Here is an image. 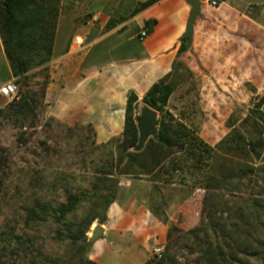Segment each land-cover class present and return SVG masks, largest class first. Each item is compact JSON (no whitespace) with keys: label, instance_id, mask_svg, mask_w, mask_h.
<instances>
[{"label":"trees","instance_id":"1","mask_svg":"<svg viewBox=\"0 0 264 264\" xmlns=\"http://www.w3.org/2000/svg\"><path fill=\"white\" fill-rule=\"evenodd\" d=\"M160 1L138 3L130 18ZM61 8L62 0H0L3 51L10 74L24 89L0 110V119L19 130L16 142L30 147L28 153L33 158L29 165L18 167L0 153V194L12 192L14 200L10 202V217L0 213V264H90L93 243L88 234L95 223L105 225L108 221L121 179L151 183L161 196L160 209L168 225L160 186L204 189L202 217L209 206L212 212H225L231 204L225 195H238L240 200L231 209L233 220L218 221L216 214L210 216L214 222L208 233L212 246L206 248L200 264H225L227 258L235 259L237 248L247 243L240 232L249 226L264 228V95L238 127L211 146L199 129L188 123L187 115H176L170 109L177 86L188 79L198 80L178 60L172 72L154 84L141 102L137 95H130L119 137L98 144L91 124H77L76 130L50 117L40 125L48 81L38 72L53 59ZM156 25L157 20L152 19L144 27L152 33ZM191 50L192 36L185 34L178 57ZM260 66L264 68V62ZM257 77L263 79L264 75L258 73ZM144 105L159 114L158 135L137 151V123ZM37 126L43 134L34 137L26 133ZM248 192L254 195L249 194L245 201L243 195ZM219 230L226 232L224 241L218 239ZM198 232L200 227L185 234L170 224L162 261L150 259L146 264H180L174 257V246L178 245L174 237L194 235L200 241ZM253 234L257 245L263 243L260 233L249 235ZM236 262L242 264L240 260L226 264Z\"/></svg>","mask_w":264,"mask_h":264},{"label":"crops","instance_id":"2","mask_svg":"<svg viewBox=\"0 0 264 264\" xmlns=\"http://www.w3.org/2000/svg\"><path fill=\"white\" fill-rule=\"evenodd\" d=\"M144 1L118 4L131 8L130 17L138 3ZM200 1L192 50L181 57V38L186 34L191 12L185 0H162L125 22L114 26L111 23L103 36L98 35L102 24L99 29L86 25L93 29L84 32L71 18L63 26L59 22L51 62L54 70L46 94L52 116L70 126L91 124L97 143H106L122 134L130 95H137L141 102L154 84L172 72L178 60L195 75L223 66L232 72L234 81L240 82L241 72L247 71L245 86L263 87L264 78L257 74L264 75L260 66L264 62V0H216L218 8L211 6L212 0ZM152 19L157 20V25L150 38L140 43L137 52L129 53L128 41H138L140 29ZM130 23L134 31L125 38L123 33ZM75 36L84 39L82 50L87 51L82 54L71 48ZM105 41L107 46H103ZM107 55L111 59L104 63L102 59ZM6 66L10 72L8 61ZM160 190L170 223L187 229L198 220L201 195L173 185L160 186ZM160 202L161 196L153 191L151 183L121 179L108 221L101 225L103 233L88 256L89 263L146 264L152 258V247L168 236L169 225L164 222Z\"/></svg>","mask_w":264,"mask_h":264},{"label":"rangeland","instance_id":"3","mask_svg":"<svg viewBox=\"0 0 264 264\" xmlns=\"http://www.w3.org/2000/svg\"><path fill=\"white\" fill-rule=\"evenodd\" d=\"M112 1H116L114 2V5L112 4ZM120 1L123 2L128 0H62V11L58 19V23L60 22L61 26H63L66 23L67 19L71 18L77 28H82L84 29V32H88V30L90 28L92 30L93 27H86V21L91 16L98 15L100 17V21L95 24L96 27L94 28L99 29L102 24L103 30L101 32H98V35L103 36L108 31V28L111 27V23L112 26H114L115 24L125 22L130 18L129 12L131 11V8L129 9L128 5L120 7V4H118ZM117 10L119 12H126V14H122L124 17L120 13L116 12ZM253 12L255 11L253 10ZM133 27L134 24L130 23L125 29L123 37L127 38L129 35H131L134 31ZM104 43L107 44H103V46L108 45V41H105ZM141 44L138 41H128L126 48H128L129 53L137 52V50L141 48ZM74 51H78L79 54H82L87 50L81 49V51ZM117 54L119 55L121 53L117 52ZM110 59L111 57L108 58L107 55V57H104L102 60L104 63H107ZM6 61L7 60L0 38V87L10 81H14L17 83V78L13 77L10 74L8 67L6 66ZM51 65L52 64L50 63L44 70L38 72L46 75L48 84L51 82L52 72L54 70ZM223 68V66H219L218 68H216V70L211 72L201 74L197 73L198 75L196 76L198 80H185V82L177 86L170 100V109L172 110V112L176 115H181L182 113H184V115H187L189 118L188 123L193 127L198 128L202 139L211 146L217 145L231 131L238 127L240 123L249 115L250 111L254 108L259 99L264 95V86L256 88L249 87L247 85L245 86V82L243 81L248 77L247 71L241 72L242 81L239 82L234 81V77L230 70L226 71ZM182 74L184 75V73ZM184 76L185 78H187L186 75ZM39 81H43V78L40 77ZM17 85L19 92L20 90H24L22 89L21 84L18 83ZM18 94L15 98L18 97ZM15 98L0 97V110L5 109L6 106ZM41 110L42 112L40 114V125H43L45 120L53 117L51 103H47V101L45 100V103ZM77 124L68 126L79 130ZM87 125L89 124L83 125V127H86ZM18 131L19 130H15L10 124L5 123L0 119V153H4L3 159H10L16 166L24 167L29 165L33 161V158L28 153L30 151L28 150V148L30 147L25 148L22 144H17L16 135ZM26 133L34 135V137L38 136L39 133L43 134L41 127L38 126L35 129H27ZM173 186L193 190V192L201 195L202 207L198 216V220L191 224L187 229L179 228L176 226L177 228L183 230V233L185 234L200 227V232H198V234L201 240L199 241L198 239L194 238V235L185 236V234H177L173 240L175 243H178V245L176 246H174L173 243V246L175 247L174 257L175 260L178 261V263L200 264L203 261V258L201 257L204 251H206V248L212 246V241L208 233L210 234V230L212 229L214 222L211 221L210 216L212 215V213L216 214L218 221L226 218L229 219V217L233 220L235 214L231 212V209L232 206H235L233 205V203L240 200V198L238 195L233 196L227 193L225 195V199L231 204L228 206V208H226L225 212H212V208L209 206V213L207 212V214H203L204 217H202L204 198L206 195L205 190L201 188H193L191 186ZM243 191L246 194V190ZM216 193L221 194L219 192ZM4 194H0V204L4 205L3 208L1 206L0 213H2L4 217H6V215L10 217L12 212V203L10 202L14 201L13 198H11L12 192H8L5 196H1ZM249 194L252 193L248 192L247 195H243L245 201L247 200ZM255 194L257 193L255 192ZM202 218H204L203 223H201ZM170 224L173 223H169V225ZM95 225L99 224L95 223L93 225L90 233L88 234L89 237L91 236ZM263 230V227L256 229L249 226L247 229L241 231V239H246L249 246L247 245V243L244 244V246L239 245L241 247L237 248L238 252L236 258H227L225 264L231 262L235 263V260H240L242 264H264V240L263 243L257 245L256 235H249L251 233L258 232L264 237ZM219 234L220 235H218V239L220 241H224V237L222 236H226V232H221L219 230ZM184 237L189 238L188 242H185ZM158 243V245L162 247L165 252L167 240ZM213 244L216 245L217 241L213 242ZM151 259L154 258L152 257ZM155 261L157 262V260ZM236 264L240 263L236 262Z\"/></svg>","mask_w":264,"mask_h":264},{"label":"water","instance_id":"4","mask_svg":"<svg viewBox=\"0 0 264 264\" xmlns=\"http://www.w3.org/2000/svg\"><path fill=\"white\" fill-rule=\"evenodd\" d=\"M191 6V12L187 22L186 35L191 37L193 34L196 19L200 16L201 1L200 0H185ZM158 120L159 114L150 107L144 105L140 112V118L137 126L139 130V142L136 150L141 151L151 138L158 135ZM103 233L101 225H96L89 237V242L94 243Z\"/></svg>","mask_w":264,"mask_h":264},{"label":"built area","instance_id":"5","mask_svg":"<svg viewBox=\"0 0 264 264\" xmlns=\"http://www.w3.org/2000/svg\"><path fill=\"white\" fill-rule=\"evenodd\" d=\"M210 4L214 8L219 7V3L216 0L210 1ZM100 21V17L98 15L91 16L87 21L86 25L93 26ZM151 33L146 27L140 29L137 39L140 43L146 42L150 38ZM84 39L80 36H75L72 39L71 48L73 50H81L84 48ZM19 92L18 85L14 81H10L8 83L3 84L0 87V97H7V98H15ZM151 256L160 261L164 257V250L159 245L152 247Z\"/></svg>","mask_w":264,"mask_h":264}]
</instances>
